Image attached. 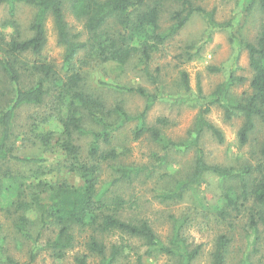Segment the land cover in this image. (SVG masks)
Wrapping results in <instances>:
<instances>
[{"label": "rangeland", "instance_id": "rangeland-1", "mask_svg": "<svg viewBox=\"0 0 264 264\" xmlns=\"http://www.w3.org/2000/svg\"><path fill=\"white\" fill-rule=\"evenodd\" d=\"M191 2L202 8L204 14L194 13L171 40L151 55L149 71L154 81L140 69L139 56L124 65L106 62L84 66L81 62L87 55L80 52L66 66L64 47L58 43L52 18H47L45 46L38 56L28 53L21 57L20 82L23 88L37 83L41 75L32 71L35 63L51 65L57 75L45 82L46 95L42 103L24 105L16 111L9 141L15 156L40 162L0 161L1 192L8 194L5 200L0 199V245L4 247L5 255L18 264H26L30 251L37 246L39 249L35 250L37 255L32 264H76L77 254H87L83 247H78L68 251L63 259H56L43 248L47 241L55 238L57 226L41 227L36 209L26 208L24 211L16 208L18 200L29 203L34 193L40 194L51 185L82 184L78 174L70 169L68 157L56 144L64 138L62 124L71 113L80 118L84 130L83 134L73 135V142L84 160L88 159L92 134L101 132L104 122L113 124L116 120V115L104 116L107 112L98 115L103 121L93 119L89 109L75 100L73 91L77 90L99 104L98 109H91L93 113L97 114L102 108L113 111L120 106L130 117L122 123L120 120V126L111 133L109 144L99 142L100 151L115 150L118 157L113 161L101 160L97 187L98 190L107 188L108 198L117 196L122 199L120 212L124 220L146 221L163 244L168 243L177 229L189 250L200 247L199 255L191 264H211L216 241L221 235L229 239L226 264H264L263 234L249 227L250 218L259 209L251 199H244L238 177L225 180L208 172L181 198L164 200L161 197L164 193L175 192L191 175L197 148L209 165L230 168L237 176L243 170L247 171L244 181L248 184L259 177L257 167L263 162L264 125L255 119V130L247 142L241 144L238 131L244 117L238 112L227 117L221 103L210 101L218 86L230 77L235 81L229 88V98L241 100L249 95L253 71L244 45L255 43L264 30V13L256 0L250 3L245 0ZM160 3V25L165 29L171 24V15L180 6L171 0ZM36 12V8L21 2L1 5L0 32L6 34L7 41L16 35V31L23 39L30 37L29 26ZM64 17L72 34H81L83 40L88 38L86 33L83 34V22L75 18L69 4L64 5ZM75 72L79 73L80 81L74 89L67 86L66 77ZM182 73L187 76L188 89L183 85ZM5 87H8L10 96L13 87L4 84L3 91H6ZM126 88H143L156 95L145 115V124L158 130L164 140L177 144L176 147L155 141L146 131L136 139L135 131L139 128L136 116L144 111L147 100ZM6 100H1L2 105ZM201 114L206 123L220 132L222 141L204 129L198 144H193L194 130ZM114 165L139 168L141 173L130 181H115L118 176L112 171ZM15 187L20 188V197ZM20 215L28 219L32 239L14 228ZM118 242L130 246L127 261H133L134 254H144L147 249L136 238L118 234L106 237L108 246ZM153 254L155 258L148 257L147 264H183L177 258L158 252ZM87 261L96 263L95 257Z\"/></svg>", "mask_w": 264, "mask_h": 264}, {"label": "trees", "instance_id": "trees-1", "mask_svg": "<svg viewBox=\"0 0 264 264\" xmlns=\"http://www.w3.org/2000/svg\"><path fill=\"white\" fill-rule=\"evenodd\" d=\"M162 0H0V6L6 3L21 2L36 8V15L30 23L31 36L23 39L18 31L16 35L10 36L7 41L6 34L0 32V161L16 160L27 163H38V159H21L13 154L9 145L12 136V126L16 111L24 105H39L46 95L45 82L55 79L57 73L49 64L35 63L32 71L38 73L40 79L34 86L23 88L21 86L20 69L23 66L21 57L31 53L40 55L46 43V21L52 18L57 34V40L64 47V64L70 65L75 57L84 52L87 56L81 62L86 66L90 63L113 62L119 65L126 64L135 56H139L138 65L144 75L152 81L155 80L149 71L151 55L158 51L161 46L172 39L189 21L194 13L204 14V10L194 6L191 0H171L179 4L180 9L171 15V24L163 29L160 25ZM254 2L255 0H245ZM264 13V0H256ZM69 4L70 10L75 18L83 22V34H87L86 40L81 34H72L65 21L64 5ZM12 12V8H11ZM249 56V65L253 71L250 81V93L241 100L228 96L229 88L235 79L230 77L226 82L220 84L211 97V103H221L225 108L226 115L234 112L241 113L244 123L238 131V138L241 144H245L249 135L255 130V119L264 125V30L259 34L255 43L244 45ZM93 59V61H92ZM92 61V62H90ZM66 84L70 88H77L80 81L78 72L66 77ZM241 81L242 79H236ZM182 82L188 89V81L185 73H182ZM11 85V95L3 91V85ZM71 90V89H70ZM128 92L136 93L146 98L147 104L144 111L136 116L138 119V130L135 131L136 139L145 131L150 132L155 141L165 145L176 147L177 144L164 140L158 130L150 128L145 124V115L156 99V95L147 93L143 88H126ZM74 98L81 106L89 109L91 117L97 122L102 120L103 115L113 117L116 120L113 124L104 122L103 130L93 133V140L90 143L88 159L80 156V150L73 142V135L83 134L81 120L71 113L63 121L64 138L57 142V147L68 157L70 169L75 171L82 184L74 186L60 183L49 186L40 194L34 193L29 203L18 200L16 208L24 210L34 208L40 215L41 227L49 225L57 226V233L54 239L47 241L44 250L58 260L63 259L65 254L78 247H83L87 254L76 255V264H90L87 259L95 257V264H147L148 257L155 258L153 252H158L170 258H177L183 264H191L199 255L200 247L189 250L188 244L184 241L176 229L167 244H163L156 237L151 226L146 221H126L121 216L123 201L117 196L108 198L106 189L98 190L99 176L101 172V160L113 161L118 155L115 150L106 152L100 151L99 142L109 144L111 133L121 123L130 119L122 107L117 106L113 111H102L93 113L91 109H98L99 104L85 96L83 93L73 91ZM7 99L2 105L1 100ZM78 109V107H76ZM77 112V111H73ZM207 112V110H205ZM207 129L222 141L220 132L206 123L201 114L194 130L193 144L197 145L203 130ZM46 140H43L47 146ZM262 164L257 167L259 177L249 184L244 181L247 171L243 170L238 176L230 168L209 165L205 162L202 153L197 148V156L193 163L191 175L175 192L161 195L164 200L181 198L187 191L198 185L205 173H213L218 177L230 180L240 179L241 191L244 199H251L259 211L250 218L249 227L263 234L264 240V143L261 149ZM112 171L117 174L115 181H130L137 177L141 170L133 167L111 166ZM9 177V174H4ZM16 189V187H15ZM19 190V191H17ZM10 194V189L8 188ZM19 197L22 195L20 188L16 189ZM17 194V195H18ZM8 194L1 192L0 178V199ZM29 221L25 215H20L14 223L18 233L32 239L28 229ZM260 228L262 230H260ZM84 234L85 236H82ZM111 234H118L121 237L136 238L147 248L144 254H134L133 261H127L130 254V246L126 242L106 244V237ZM1 244V243H0ZM229 239L225 235L219 236L212 253L211 264H226L227 247ZM0 245V264H18L13 258L5 255L4 247ZM29 253V261L32 264L36 259L35 250ZM247 261V260H246ZM244 264H248L245 262Z\"/></svg>", "mask_w": 264, "mask_h": 264}]
</instances>
